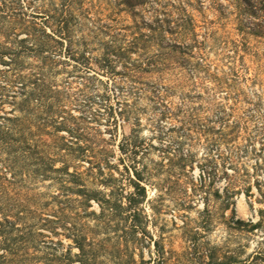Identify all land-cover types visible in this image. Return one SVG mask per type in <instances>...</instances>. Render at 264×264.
<instances>
[{"label":"rangeland","instance_id":"obj_1","mask_svg":"<svg viewBox=\"0 0 264 264\" xmlns=\"http://www.w3.org/2000/svg\"><path fill=\"white\" fill-rule=\"evenodd\" d=\"M75 1L90 7L97 22L127 32L147 31L160 9L154 0ZM185 1L199 39L206 36L207 64L172 51L179 63L162 78L148 73L142 85H132L98 58L104 36L96 32L85 39L89 60L59 56L61 114L66 126L79 128L74 134L88 146L86 154L101 158L107 185L93 186L140 200L133 219L144 235L138 234L136 254L148 260L162 249L160 264H264V36L258 32L264 0ZM223 40H235L237 49ZM149 50L169 51L151 42ZM219 80L230 84L227 99ZM161 85L168 94L163 102L151 91ZM49 184L38 182L37 189L49 192Z\"/></svg>","mask_w":264,"mask_h":264},{"label":"trees","instance_id":"obj_2","mask_svg":"<svg viewBox=\"0 0 264 264\" xmlns=\"http://www.w3.org/2000/svg\"><path fill=\"white\" fill-rule=\"evenodd\" d=\"M154 1L160 6L154 8V23H148L147 31L127 32L125 27L97 22L82 1L0 0V62L7 65L0 68V264L165 261L159 248L148 260L141 252L136 254L144 235L133 219L140 200L93 186L95 181L107 185L100 179L101 158L86 154L88 146L82 145L80 134H74L78 127L66 126L61 114L64 91L54 79L61 54L91 58L85 39L94 38L96 32L104 36L98 38V58L110 72L126 75L132 85H142L148 73L162 78L170 65L179 63L172 51L196 54V66L207 64L202 52L206 36L199 39L196 23L186 12L187 2ZM258 32L264 36V30ZM150 42L169 51L150 55ZM222 42L237 49L235 40ZM133 51L137 58L131 60ZM117 62L121 72L111 66ZM75 65L87 67L79 61ZM216 86L226 91L222 99H227L230 84L219 80ZM160 87L151 91L163 102L167 88ZM63 129L69 136L61 133ZM45 180L54 187L41 193L37 184Z\"/></svg>","mask_w":264,"mask_h":264}]
</instances>
